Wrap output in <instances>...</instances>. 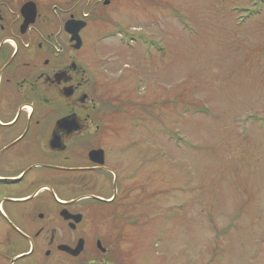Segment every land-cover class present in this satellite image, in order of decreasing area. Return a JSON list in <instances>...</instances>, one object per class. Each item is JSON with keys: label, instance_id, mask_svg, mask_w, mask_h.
<instances>
[{"label": "rangeland", "instance_id": "374dc122", "mask_svg": "<svg viewBox=\"0 0 264 264\" xmlns=\"http://www.w3.org/2000/svg\"><path fill=\"white\" fill-rule=\"evenodd\" d=\"M74 5L89 16L79 57L91 106L117 126L104 150L122 207L103 220L129 238L122 253L264 264V0ZM90 191L117 190L92 177Z\"/></svg>", "mask_w": 264, "mask_h": 264}, {"label": "flooded vegetation", "instance_id": "af4514ba", "mask_svg": "<svg viewBox=\"0 0 264 264\" xmlns=\"http://www.w3.org/2000/svg\"><path fill=\"white\" fill-rule=\"evenodd\" d=\"M77 12L74 0H0V264L133 262L122 253L129 238L114 237L119 222L105 221L122 207L104 150L117 126L91 106L99 96L79 57L85 27L79 49L65 30L88 24ZM92 177L117 191L92 193Z\"/></svg>", "mask_w": 264, "mask_h": 264}, {"label": "water", "instance_id": "95a60500", "mask_svg": "<svg viewBox=\"0 0 264 264\" xmlns=\"http://www.w3.org/2000/svg\"><path fill=\"white\" fill-rule=\"evenodd\" d=\"M24 9L23 8V12H24ZM34 18V12L31 13V16L29 17V21L32 22ZM86 26V23L85 22H79V21H70L68 23H66V26H65V30L72 36V39L71 40H74L75 41V49H79L81 47V40H80V37H79V32ZM64 121L60 122L59 124H63ZM99 153H101L100 151L97 152V151H92L91 152V159L94 163L96 164H99V165H102L103 164V161L100 159H98V155ZM93 157L97 158L94 159Z\"/></svg>", "mask_w": 264, "mask_h": 264}]
</instances>
